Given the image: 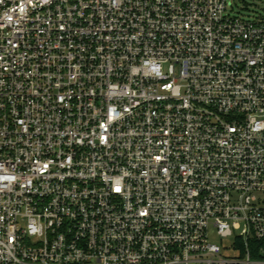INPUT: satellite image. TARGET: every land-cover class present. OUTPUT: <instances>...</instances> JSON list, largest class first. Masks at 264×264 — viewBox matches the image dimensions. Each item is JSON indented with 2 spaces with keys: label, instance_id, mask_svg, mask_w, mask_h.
I'll list each match as a JSON object with an SVG mask.
<instances>
[{
  "label": "built area",
  "instance_id": "2783aa9c",
  "mask_svg": "<svg viewBox=\"0 0 264 264\" xmlns=\"http://www.w3.org/2000/svg\"><path fill=\"white\" fill-rule=\"evenodd\" d=\"M0 264H264L262 14L0 0Z\"/></svg>",
  "mask_w": 264,
  "mask_h": 264
},
{
  "label": "rangeland",
  "instance_id": "374dc122",
  "mask_svg": "<svg viewBox=\"0 0 264 264\" xmlns=\"http://www.w3.org/2000/svg\"><path fill=\"white\" fill-rule=\"evenodd\" d=\"M232 11L243 16L254 17L263 14L264 0H230ZM209 239L222 247V254L225 256L238 255V251L232 248L234 240L232 237L220 238L214 230L209 228Z\"/></svg>",
  "mask_w": 264,
  "mask_h": 264
},
{
  "label": "trees",
  "instance_id": "16d2710c",
  "mask_svg": "<svg viewBox=\"0 0 264 264\" xmlns=\"http://www.w3.org/2000/svg\"><path fill=\"white\" fill-rule=\"evenodd\" d=\"M263 11H264V8H263ZM262 16L264 17V13L262 14Z\"/></svg>",
  "mask_w": 264,
  "mask_h": 264
}]
</instances>
